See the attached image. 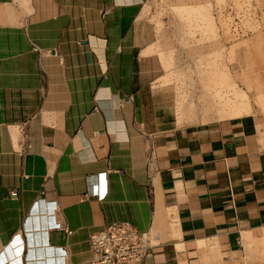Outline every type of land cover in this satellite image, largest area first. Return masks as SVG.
Instances as JSON below:
<instances>
[{
    "label": "crops",
    "instance_id": "0c3cea01",
    "mask_svg": "<svg viewBox=\"0 0 264 264\" xmlns=\"http://www.w3.org/2000/svg\"><path fill=\"white\" fill-rule=\"evenodd\" d=\"M144 1L0 0V264H84L113 222L131 264H264V113L177 125Z\"/></svg>",
    "mask_w": 264,
    "mask_h": 264
},
{
    "label": "rangeland",
    "instance_id": "374dc122",
    "mask_svg": "<svg viewBox=\"0 0 264 264\" xmlns=\"http://www.w3.org/2000/svg\"><path fill=\"white\" fill-rule=\"evenodd\" d=\"M144 11L177 125L264 113V0H145Z\"/></svg>",
    "mask_w": 264,
    "mask_h": 264
},
{
    "label": "built area",
    "instance_id": "2783aa9c",
    "mask_svg": "<svg viewBox=\"0 0 264 264\" xmlns=\"http://www.w3.org/2000/svg\"><path fill=\"white\" fill-rule=\"evenodd\" d=\"M150 159L148 153L147 160ZM16 193L11 191L10 198ZM61 230L59 224L53 225ZM89 257L84 264H131L139 263L150 255V245L143 233L127 222L104 225L88 238ZM66 264V263H64Z\"/></svg>",
    "mask_w": 264,
    "mask_h": 264
}]
</instances>
